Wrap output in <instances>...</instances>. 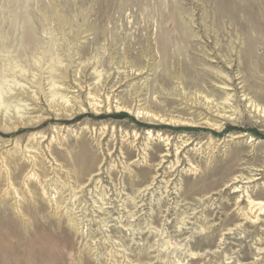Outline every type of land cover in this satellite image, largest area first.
I'll return each instance as SVG.
<instances>
[{
  "label": "rangeland",
  "instance_id": "374dc122",
  "mask_svg": "<svg viewBox=\"0 0 264 264\" xmlns=\"http://www.w3.org/2000/svg\"><path fill=\"white\" fill-rule=\"evenodd\" d=\"M0 264H264V0H0Z\"/></svg>",
  "mask_w": 264,
  "mask_h": 264
},
{
  "label": "bare ground",
  "instance_id": "6f19581e",
  "mask_svg": "<svg viewBox=\"0 0 264 264\" xmlns=\"http://www.w3.org/2000/svg\"><path fill=\"white\" fill-rule=\"evenodd\" d=\"M148 133H149V132H148ZM253 209H254V208H253ZM257 210H258V209H257ZM260 210H261V209H260ZM260 210H259V211H260ZM259 211H258V212H259ZM260 212H261V211H260ZM262 213H263V212H262Z\"/></svg>",
  "mask_w": 264,
  "mask_h": 264
}]
</instances>
